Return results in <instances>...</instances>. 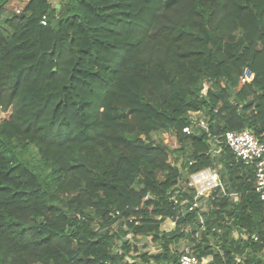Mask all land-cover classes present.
Listing matches in <instances>:
<instances>
[{"label": "trees", "instance_id": "1", "mask_svg": "<svg viewBox=\"0 0 264 264\" xmlns=\"http://www.w3.org/2000/svg\"><path fill=\"white\" fill-rule=\"evenodd\" d=\"M14 1L0 0V264H128L133 238L159 248L146 261L179 264L170 246L189 238L210 264H264L250 167L223 145L238 201L211 200L202 239L180 185L214 164L211 139L264 142V0ZM191 112L208 130L183 132Z\"/></svg>", "mask_w": 264, "mask_h": 264}, {"label": "built area", "instance_id": "2", "mask_svg": "<svg viewBox=\"0 0 264 264\" xmlns=\"http://www.w3.org/2000/svg\"><path fill=\"white\" fill-rule=\"evenodd\" d=\"M22 10L23 8L19 7L15 9V12L20 14ZM206 91H203V94H206ZM197 115H199V112L190 113L192 124L183 130L187 135H190L194 128L208 130L207 121L199 119ZM210 144V155L215 161L214 164L201 171L187 174V188L194 194L193 207L199 210V220L204 230L206 229V224L204 223L201 210L202 202L223 197H230L232 200L238 199V195L228 189V185L220 172L221 166L218 164L217 159L223 153V145L231 150L237 162L253 170L255 176L254 190L260 196L264 209V142L251 130L245 129L240 132H227L223 136L215 137L211 139ZM235 260L236 264L240 263L239 259ZM179 264L209 263L196 255L194 246H187L180 255Z\"/></svg>", "mask_w": 264, "mask_h": 264}, {"label": "rangeland", "instance_id": "3", "mask_svg": "<svg viewBox=\"0 0 264 264\" xmlns=\"http://www.w3.org/2000/svg\"><path fill=\"white\" fill-rule=\"evenodd\" d=\"M51 1V3H52V5L53 6H57V7H59V5L60 4H62V2H63V0H50ZM25 3H26V1H21V2H17V0L16 1H14L12 4H10L9 5V7H8V11H12V10H14V9H16V8H19V7H24L25 6ZM239 50V49H238ZM204 87H203V91L205 92L210 86H211V83H210V81H206L205 83H204V85H203ZM197 117L199 118V119H203V120H206L205 119V114L204 113H199V115H197ZM153 139L156 141V142H159V141H161V142H164L168 147H169V149L171 150V151H174V150H176V149H178V148H180V146H179V144L177 143V140L175 139V138H171V139H168V140H166V139H164L163 137H161L160 135H157V134H155V135H153ZM186 158V155L184 154V155H182V154H180V155H177V156H173L172 155V158H171V161H172V163H173V165H175V166H177V167H179V168H183V164H184V159ZM182 173H183V178H182V182H181V187H182V189H183V191H184V193H187L188 195H189V198L191 199L192 198V192L187 188V185H186V180H187V172L184 170V169H182ZM162 178V177H161ZM188 201H190L189 199H187V201L186 202H188ZM201 210H202V213L204 214L203 215V220H204V223L206 224V221H207V217H208V215H210V214H212V209H213V205H212V203H211V201H204V202H202V206H201ZM209 219V218H208ZM174 225L172 224V223H169V224H164V226L162 227L164 230H166V231H171V228L173 227ZM195 230H196V233L194 234V235H192V236H194V237H197L198 239H202L203 238V233H205L204 231V229L201 227V228H199V229H194V230H191L190 232H189V234H191L192 232H195ZM239 237H240V235H239V233L237 232V231H234L232 234H231V239H235V240H237V239H239ZM209 240H210V242H211V244H214V245H217L218 243H217V241L214 239V237H212V236H210L209 237ZM138 245H139V247L140 248H143L144 246L146 247V244L148 243L149 245H152L147 239H145V238H143V239H140L138 242ZM187 243V241L185 240V242H181L180 244H178V245H175L174 246V251L176 252V253H178V254H181V252L183 251V249L185 248V245H187L186 244ZM195 244L194 243H189L188 244V246H194ZM152 249H151V251L152 252H155V251H157V249H156V247H154V246H152L151 247Z\"/></svg>", "mask_w": 264, "mask_h": 264}, {"label": "crops", "instance_id": "4", "mask_svg": "<svg viewBox=\"0 0 264 264\" xmlns=\"http://www.w3.org/2000/svg\"><path fill=\"white\" fill-rule=\"evenodd\" d=\"M220 158V157H219ZM218 158V159H219ZM217 159V160H218ZM218 164H220V166H221V170H220V172H221V175H222V164L221 163H219L218 162ZM222 178H223V176H222ZM224 179V178H223ZM224 181H225V183L227 184V182H226V180L224 179ZM186 185H187V180H186ZM182 188V187H181ZM193 197H194V194H192V201H193ZM187 201V200H186ZM185 201V202H186ZM210 201V200H209ZM233 201H238V199H236V200H233ZM202 214V213H201ZM202 215H204V214H202ZM169 223H172L174 226L171 228V231H166V230H164L163 228H162V230L163 231H165V232H174V231H177V226H176V224H175V222L173 221V220H171V219H167L166 221H165V223L164 224H169ZM164 224H163V226H164ZM162 226V227H163ZM188 233H189V230L187 231ZM131 238V237H130ZM243 238H245L246 239V236H244ZM140 239H143V238H139V239H135V238H133L132 239V242L133 243H135L136 244V246L139 248V253L138 254H136V257L135 258H127L126 260H127V262H128V264H133V263H136V264H175L173 261H171V260H168V261H162V260H156V259H153V258H151L149 261L147 260L146 261V259H143L142 257H139L138 255L139 254H148L149 256H152V255H157L158 253H160V250H159V248L157 247V246H154V245H149L148 243L146 244V247L144 246L143 248H140L139 247V245H138V241L140 240ZM146 239V238H145ZM185 240L187 241V243L189 244H191V241H190V239L189 238H183V239H181L179 242H174V243H172V245L170 246V248H171V251H172V254H178V253H176L175 251H174V246L175 245H178V244H180L181 242H185ZM186 243V244H187ZM188 244L187 245H185V248L188 246ZM152 246H154V247H156V249H157V251H155V252H152L151 251V247ZM184 248V249H185ZM184 249H183V251H184ZM182 251V252H183ZM181 252V253H182ZM179 255H181V254H179ZM203 259H205L209 264H210V262L213 260V256H208V257H206V258H203ZM236 259H239L240 260V263L243 261V257L242 256H237L236 257Z\"/></svg>", "mask_w": 264, "mask_h": 264}]
</instances>
